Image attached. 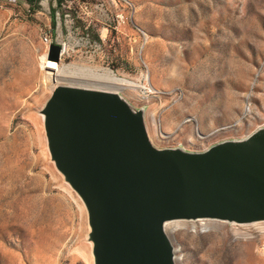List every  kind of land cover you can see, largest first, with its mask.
<instances>
[{"label":"rangeland","instance_id":"rangeland-1","mask_svg":"<svg viewBox=\"0 0 264 264\" xmlns=\"http://www.w3.org/2000/svg\"><path fill=\"white\" fill-rule=\"evenodd\" d=\"M44 54L146 87L119 95L159 150L264 127V0H0V264H95L88 210L49 148ZM178 223L176 264H264V221Z\"/></svg>","mask_w":264,"mask_h":264},{"label":"water","instance_id":"water-1","mask_svg":"<svg viewBox=\"0 0 264 264\" xmlns=\"http://www.w3.org/2000/svg\"><path fill=\"white\" fill-rule=\"evenodd\" d=\"M44 114L52 159L88 210L95 264H176L169 222L264 220V127L188 153L153 147L119 93L60 85Z\"/></svg>","mask_w":264,"mask_h":264},{"label":"bare ground","instance_id":"bare-ground-1","mask_svg":"<svg viewBox=\"0 0 264 264\" xmlns=\"http://www.w3.org/2000/svg\"><path fill=\"white\" fill-rule=\"evenodd\" d=\"M62 51L64 53L65 51L64 48L62 49ZM42 60H43L42 69L43 70L48 69L46 72V76L48 80L55 85V87L64 85V86L79 87L90 90L107 91L113 93H119L120 91L129 88L141 89L144 87L117 76L115 72L112 71L111 69H105L96 66L66 65L63 63L56 64L53 63V61L51 62V64L55 66L54 68H52L49 67L50 66L49 62L51 60L48 59L47 54H44ZM143 89H147V88L145 87ZM249 112H250V108L248 107L246 113ZM185 225L186 224L184 223H178V222H171L167 224V226H172L173 228H177L179 226H185Z\"/></svg>","mask_w":264,"mask_h":264},{"label":"built area","instance_id":"built-area-1","mask_svg":"<svg viewBox=\"0 0 264 264\" xmlns=\"http://www.w3.org/2000/svg\"><path fill=\"white\" fill-rule=\"evenodd\" d=\"M117 19H118L119 25L125 21V17H120V15L117 17ZM116 26H117V24H116ZM115 28L117 29V27H115Z\"/></svg>","mask_w":264,"mask_h":264},{"label":"trees","instance_id":"trees-1","mask_svg":"<svg viewBox=\"0 0 264 264\" xmlns=\"http://www.w3.org/2000/svg\"><path fill=\"white\" fill-rule=\"evenodd\" d=\"M26 1L33 5H36L39 2V0H26Z\"/></svg>","mask_w":264,"mask_h":264}]
</instances>
